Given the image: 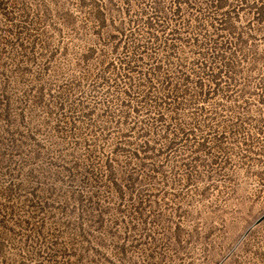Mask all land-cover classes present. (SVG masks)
Segmentation results:
<instances>
[{
  "label": "rangeland",
  "instance_id": "1",
  "mask_svg": "<svg viewBox=\"0 0 264 264\" xmlns=\"http://www.w3.org/2000/svg\"><path fill=\"white\" fill-rule=\"evenodd\" d=\"M215 1L0 0V264H264V0ZM96 18H177L237 68L157 121Z\"/></svg>",
  "mask_w": 264,
  "mask_h": 264
},
{
  "label": "trees",
  "instance_id": "2",
  "mask_svg": "<svg viewBox=\"0 0 264 264\" xmlns=\"http://www.w3.org/2000/svg\"><path fill=\"white\" fill-rule=\"evenodd\" d=\"M215 3L217 7H224L225 2L216 0ZM236 19L222 18L218 21L217 29L233 30ZM260 20L256 18L257 22ZM96 21L101 28L107 24L105 18H96ZM111 21L106 27L113 25L114 31L104 40L105 52L111 46L113 52L123 48L128 53L118 65L109 61L106 63L107 58L104 56L100 67L113 72L122 69L128 84L132 83L139 91L138 97L142 106L148 105L155 109L157 121L162 119L165 112L183 110L196 96L218 92L220 78L237 68V59L230 42H221L220 37L201 38L195 34L190 35L177 23V18H146L140 28L131 29L129 32L123 28L124 25L121 27ZM174 22L178 25H174ZM82 36L91 41L90 34L83 32ZM98 37L100 36L97 35ZM238 42L243 45L250 42V38L247 36ZM204 47H210L215 53H204ZM94 55L95 50L91 48L83 56V61L88 62ZM204 59L212 61L211 65H219L216 73L207 78H212L214 84L208 93L204 90L207 83L204 80Z\"/></svg>",
  "mask_w": 264,
  "mask_h": 264
}]
</instances>
